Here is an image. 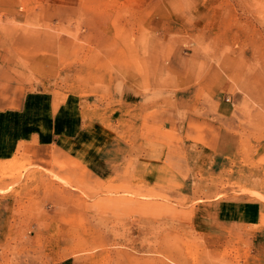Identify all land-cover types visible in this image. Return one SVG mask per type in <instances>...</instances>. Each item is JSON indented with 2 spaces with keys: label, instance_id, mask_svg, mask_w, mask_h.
Returning a JSON list of instances; mask_svg holds the SVG:
<instances>
[{
  "label": "rangeland",
  "instance_id": "obj_1",
  "mask_svg": "<svg viewBox=\"0 0 264 264\" xmlns=\"http://www.w3.org/2000/svg\"><path fill=\"white\" fill-rule=\"evenodd\" d=\"M159 103L178 105L204 138L192 141L199 155L182 187L139 206L147 215L88 210L98 192L38 166L16 136L54 117L68 137L78 120L95 135L72 136L74 152L147 184L134 121ZM4 110L19 117L14 153L0 158V264H264V0H154L140 11L0 0ZM133 189L122 196L143 194Z\"/></svg>",
  "mask_w": 264,
  "mask_h": 264
},
{
  "label": "crops",
  "instance_id": "obj_2",
  "mask_svg": "<svg viewBox=\"0 0 264 264\" xmlns=\"http://www.w3.org/2000/svg\"><path fill=\"white\" fill-rule=\"evenodd\" d=\"M70 1L73 4L77 0ZM153 1L122 0V3L127 8L140 11L146 9ZM13 112L4 110L3 113H0V117L5 120L4 128L0 127V143L5 141L4 147H0V158H7L14 153L13 124L14 118L19 116H14ZM54 120V117L47 122H44V119L36 120L35 128L26 127L21 120V124L25 127L18 130L19 134L16 136H26L24 150L31 160L37 162L38 166L59 173L67 178L71 185L74 182L86 190V195L89 190H96L98 193L88 195L90 198L86 202L89 207L87 209L101 212V214L147 215L145 212H141L139 206L141 204L154 206L158 201L165 200L163 196L173 194L172 190L175 187H182L179 184L194 170L195 157L199 155L193 147L192 141L199 142L204 138L195 129L198 122L183 117L178 105L159 103L146 107L134 121V140L140 152L147 158V163L153 173L151 175L153 182L140 185L126 182L104 171L93 161L92 155L89 153L83 158L73 151L76 141H72V136H75L76 139H80L82 135L85 139L93 137L95 135L94 127L82 132V126L78 120H72L74 123L69 121L68 137H66L65 133H60L61 129H56ZM71 124H78L79 128L72 129ZM46 125L49 128H45ZM61 125L60 123L59 126L61 127ZM66 140L68 141L67 145L65 144ZM87 146V152L93 153L94 146ZM157 174L162 175V183L156 182ZM131 188L141 189L138 191L143 194L139 198L134 199L133 197L128 200L123 196L133 195L130 191ZM187 195L189 196V194ZM195 214L196 212L193 210V218H195ZM259 223L264 231V216L260 218Z\"/></svg>",
  "mask_w": 264,
  "mask_h": 264
}]
</instances>
